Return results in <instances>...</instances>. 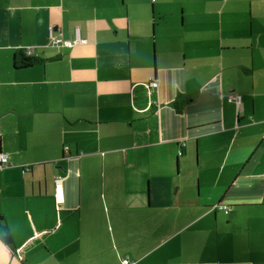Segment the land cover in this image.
<instances>
[{
  "label": "crops",
  "instance_id": "1",
  "mask_svg": "<svg viewBox=\"0 0 264 264\" xmlns=\"http://www.w3.org/2000/svg\"><path fill=\"white\" fill-rule=\"evenodd\" d=\"M3 154L0 264H264V0H0Z\"/></svg>",
  "mask_w": 264,
  "mask_h": 264
},
{
  "label": "built area",
  "instance_id": "2",
  "mask_svg": "<svg viewBox=\"0 0 264 264\" xmlns=\"http://www.w3.org/2000/svg\"><path fill=\"white\" fill-rule=\"evenodd\" d=\"M57 43H58V41H57ZM59 43H62L67 48H73L78 43V41H59ZM28 52H29V54H31V51H28ZM148 87L151 89H158L159 88V82L158 81L150 82V84H148ZM237 101L239 103H241L240 98H238ZM180 155H181V153H180ZM8 166H10L8 156L4 155V154L0 155V168H4V167H8ZM56 200H57V203L64 202L63 183L61 182V179H59L57 186H56ZM219 209L223 210L225 212V214L229 213V207L226 205L220 206ZM129 263L130 262H129L128 258L123 260V264H129Z\"/></svg>",
  "mask_w": 264,
  "mask_h": 264
},
{
  "label": "trees",
  "instance_id": "3",
  "mask_svg": "<svg viewBox=\"0 0 264 264\" xmlns=\"http://www.w3.org/2000/svg\"><path fill=\"white\" fill-rule=\"evenodd\" d=\"M42 62H43L42 59L33 57L31 55H27V53L25 51V53L20 52L18 54V57L16 58L15 67H16V69H25V68H30V67H33L36 65H40V64H42ZM229 212H230V207H229ZM2 222H3V219L0 217V240L4 244L9 245L10 237H9V235H5V234L3 235L4 227H3Z\"/></svg>",
  "mask_w": 264,
  "mask_h": 264
}]
</instances>
